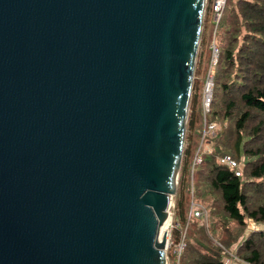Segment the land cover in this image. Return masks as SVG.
Here are the masks:
<instances>
[{
	"label": "water",
	"instance_id": "water-1",
	"mask_svg": "<svg viewBox=\"0 0 264 264\" xmlns=\"http://www.w3.org/2000/svg\"><path fill=\"white\" fill-rule=\"evenodd\" d=\"M206 0H0V264H167Z\"/></svg>",
	"mask_w": 264,
	"mask_h": 264
},
{
	"label": "trees",
	"instance_id": "trees-1",
	"mask_svg": "<svg viewBox=\"0 0 264 264\" xmlns=\"http://www.w3.org/2000/svg\"><path fill=\"white\" fill-rule=\"evenodd\" d=\"M229 2L218 24V32L221 28L222 31L218 42L220 59L214 101L220 104L214 109V103L211 113L216 123L230 120L233 128L223 147L219 141L220 133H217L213 139V153L204 155L197 167L194 199L201 203L213 200L212 209L219 203L220 211L236 223L230 234L236 239L235 243L243 235L249 219L264 223V0ZM241 35L242 42L239 43ZM195 123V118L191 117L189 127L193 129ZM191 152V148L185 150L184 179ZM223 155H231L242 163V176L219 162L218 156ZM181 183L182 187L186 186L184 180ZM182 199L178 202L180 211L185 206ZM188 205L189 211L191 201ZM194 220L193 224H200V219ZM182 223L185 225V219ZM195 227L190 226L187 231L182 264H224L222 255L210 247L204 227L194 238ZM224 243L230 245L232 239L226 237ZM236 259L264 264V229L252 231L247 236L236 251Z\"/></svg>",
	"mask_w": 264,
	"mask_h": 264
},
{
	"label": "rangeland",
	"instance_id": "rangeland-1",
	"mask_svg": "<svg viewBox=\"0 0 264 264\" xmlns=\"http://www.w3.org/2000/svg\"><path fill=\"white\" fill-rule=\"evenodd\" d=\"M236 0H230V2H235ZM228 2V0H227ZM229 2V4H230ZM225 10V9H224ZM203 28L201 33V40L198 50V56L196 59V68L193 80L192 95L190 101L189 115L186 126V135H185V145L181 161V169L178 180V192L174 196L172 205L170 208V216L172 227H170V244L168 246V264H173L176 260V247L172 245V239L176 242V237L180 233V239L184 240L185 247L181 253V264L182 256L187 245L186 235L190 226L192 228L196 226V231L194 238L197 236V232L201 227H204L206 233L208 234V240L210 247L219 253V256L222 255L223 263L226 264L229 257L236 258V251L239 246L244 242V240L249 236L252 231L263 230L264 223H256L249 219L247 227L243 231V235H240L238 241L233 243L236 240L230 234L234 231L236 223L229 220L221 211L219 203L212 209L213 200L210 202L203 201L196 202L194 199L195 195V183H196V170L197 167L202 163L203 157L206 154H212L214 149L215 142L213 139L217 136V133H220V144L223 147V144L227 143L231 131L233 128V122L230 120L218 121L217 123L213 119L212 109L219 108L220 103L214 101L215 93V76L217 72V66L220 59V49L218 42L220 41L221 33L218 32L219 22L222 19L224 12L221 15V19L216 21L213 17V13L209 7V0H206L205 4V13H204ZM220 34V36H219ZM242 42V35L240 36L239 43ZM214 47L217 50H214ZM235 76V73H233ZM213 80V83L211 81ZM209 87L212 91L213 101L210 106V111H207L203 106V99L205 98L206 93L209 90ZM215 103V104H214ZM191 117H194L196 120L195 126L193 129L189 127V121ZM214 120V121H213ZM210 124H213V128H210ZM214 136V137H213ZM219 136V135H218ZM212 137V138H211ZM211 138V140H210ZM216 140V144H217ZM191 148L192 152L189 157V166L186 179L183 178L182 168L185 161V150ZM212 149V153H209L208 150ZM224 151V150H223ZM229 152V151H227ZM219 157V156H218ZM181 180L186 182V186L182 187ZM183 198L181 202H184L185 206L178 208L179 198ZM191 201L190 209L188 211V204ZM191 209H201L204 214L201 217L190 216ZM215 209V211H213ZM182 219H185L186 223L183 225ZM200 219V224H193L196 220ZM189 220V221H188ZM193 224V225H192ZM191 228V229H192ZM169 229H167L168 231ZM226 237L232 239L230 245H226L224 241ZM224 244L226 246H224ZM228 257V258H227ZM230 259V258H229Z\"/></svg>",
	"mask_w": 264,
	"mask_h": 264
},
{
	"label": "built area",
	"instance_id": "built-area-1",
	"mask_svg": "<svg viewBox=\"0 0 264 264\" xmlns=\"http://www.w3.org/2000/svg\"><path fill=\"white\" fill-rule=\"evenodd\" d=\"M227 5V0H209V7L211 12L213 13V17L216 21H219V19H221V15L224 12V9ZM214 50H217L216 47H214ZM211 83H213V80L211 81ZM212 91L209 87L208 92L205 95V98L203 99V106L205 107V109L207 111H210V106L211 103L213 101V97H212ZM213 124H210V128H213ZM209 153H212V149L208 150ZM218 160L221 164H224L232 169L235 170V173L237 176H242L243 173V165L241 162L237 161L236 159H234L231 155H223V156H219ZM204 212L201 209H191L190 211V216H194V217H201L203 216ZM189 221V220H188ZM170 227H172V224H169V230L167 231L168 235H167V244H166V256H167V264H168V246L170 244ZM180 239V233L178 235V237H176V242L172 239V245L174 244L176 247V260L173 264H181V253L183 248L185 247V242L184 240H179ZM170 264V262H169Z\"/></svg>",
	"mask_w": 264,
	"mask_h": 264
},
{
	"label": "crops",
	"instance_id": "crops-1",
	"mask_svg": "<svg viewBox=\"0 0 264 264\" xmlns=\"http://www.w3.org/2000/svg\"><path fill=\"white\" fill-rule=\"evenodd\" d=\"M229 258L227 259L226 264H249V263L243 262L241 260H238V259H236V258H234L232 256L229 257Z\"/></svg>",
	"mask_w": 264,
	"mask_h": 264
},
{
	"label": "bare ground",
	"instance_id": "bare-ground-1",
	"mask_svg": "<svg viewBox=\"0 0 264 264\" xmlns=\"http://www.w3.org/2000/svg\"><path fill=\"white\" fill-rule=\"evenodd\" d=\"M170 221H171V216H170V218L168 219V221L165 223V224H168L167 229H169Z\"/></svg>",
	"mask_w": 264,
	"mask_h": 264
}]
</instances>
